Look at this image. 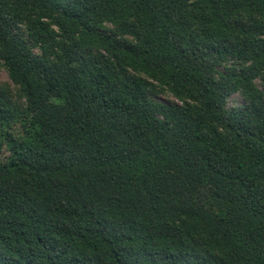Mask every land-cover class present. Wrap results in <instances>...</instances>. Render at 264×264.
Listing matches in <instances>:
<instances>
[{
	"label": "trees",
	"instance_id": "1",
	"mask_svg": "<svg viewBox=\"0 0 264 264\" xmlns=\"http://www.w3.org/2000/svg\"><path fill=\"white\" fill-rule=\"evenodd\" d=\"M0 68V264H264V0H0Z\"/></svg>",
	"mask_w": 264,
	"mask_h": 264
},
{
	"label": "rangeland",
	"instance_id": "2",
	"mask_svg": "<svg viewBox=\"0 0 264 264\" xmlns=\"http://www.w3.org/2000/svg\"><path fill=\"white\" fill-rule=\"evenodd\" d=\"M5 84L11 85L12 90L15 92L14 85L10 81V78H9L7 71L4 68H0V87L5 85ZM159 100L163 101V102L176 101L175 98L168 93H163L162 95H160ZM243 104H244V100L239 95H234L232 97V99L230 100V106H240ZM5 154H6V151L4 149L2 151H0V159H3L5 157ZM207 192H208V190L204 191L203 195L206 196Z\"/></svg>",
	"mask_w": 264,
	"mask_h": 264
}]
</instances>
